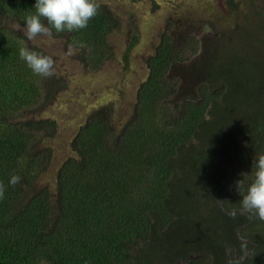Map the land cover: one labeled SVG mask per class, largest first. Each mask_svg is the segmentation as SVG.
<instances>
[{
    "label": "trees",
    "instance_id": "obj_1",
    "mask_svg": "<svg viewBox=\"0 0 264 264\" xmlns=\"http://www.w3.org/2000/svg\"><path fill=\"white\" fill-rule=\"evenodd\" d=\"M96 2L87 28L52 36L87 70L112 56L109 36L121 24ZM35 3L0 0V264H264V220L241 207L264 154V20L235 47L223 29L216 42L181 30L180 47L166 25L128 118L116 127L111 104L85 115L70 156L52 170V189L40 178L55 121L21 119L63 87L20 59L21 47L47 55L24 34ZM226 5L228 14L237 8ZM13 174L21 177L14 187Z\"/></svg>",
    "mask_w": 264,
    "mask_h": 264
},
{
    "label": "rangeland",
    "instance_id": "obj_2",
    "mask_svg": "<svg viewBox=\"0 0 264 264\" xmlns=\"http://www.w3.org/2000/svg\"><path fill=\"white\" fill-rule=\"evenodd\" d=\"M99 1L106 3L121 18L120 26L109 36L112 56L100 69L84 68L78 62L76 57L79 52L74 48L73 55H66L68 48L63 51V36L37 37L32 42L47 55L52 54L55 48L59 49L56 52L55 74L63 83L52 99L21 117L23 120L47 118L56 124L54 136L43 142L52 148L53 155L49 170L41 175L40 184L51 180L52 170L70 156L71 138L91 110L111 104L116 127L128 118L135 102L138 83L148 73L146 60L155 52L166 25H170L167 30L173 37V43L180 47L181 35L184 33L209 36L216 42L221 39L222 29L227 37L232 36L228 39L231 44L227 47H235V42H240L235 38H246L245 30L254 29L264 20V0H233L237 8L229 14L226 0ZM245 18L249 20L245 22ZM211 21L216 24H209ZM133 35L137 41L129 49ZM208 38L206 41L210 40ZM199 44L200 54L209 55L210 52L203 46L204 42ZM229 52L227 48L220 57H227ZM178 94L177 97L183 95L184 90ZM51 184L52 180L49 188H52Z\"/></svg>",
    "mask_w": 264,
    "mask_h": 264
},
{
    "label": "clouds",
    "instance_id": "obj_3",
    "mask_svg": "<svg viewBox=\"0 0 264 264\" xmlns=\"http://www.w3.org/2000/svg\"><path fill=\"white\" fill-rule=\"evenodd\" d=\"M35 12L25 19V35L29 41L37 37H52L55 33H72L87 28L89 21L99 14L100 5L96 0H36L33 7ZM73 46L69 45L66 55H73ZM20 59L37 76L48 78L55 74V60L45 55L21 47ZM255 167L254 179L248 184L243 195L242 210L264 220V154L255 156L252 167ZM247 174H242L244 177ZM19 175H11L9 185L20 183ZM244 179L236 182V188L244 187ZM6 185L0 181V200L5 197ZM251 218V217H250Z\"/></svg>",
    "mask_w": 264,
    "mask_h": 264
},
{
    "label": "flooded vegetation",
    "instance_id": "obj_4",
    "mask_svg": "<svg viewBox=\"0 0 264 264\" xmlns=\"http://www.w3.org/2000/svg\"><path fill=\"white\" fill-rule=\"evenodd\" d=\"M244 139H248V135H244V136L242 137L241 141L243 142ZM246 145H247V144H246ZM247 148H248V146H247ZM242 149H246L245 144L242 146ZM229 168H230V167H229ZM241 240H242V241H247V239H243V238H241ZM227 249H228V248H227Z\"/></svg>",
    "mask_w": 264,
    "mask_h": 264
},
{
    "label": "water",
    "instance_id": "obj_5",
    "mask_svg": "<svg viewBox=\"0 0 264 264\" xmlns=\"http://www.w3.org/2000/svg\"><path fill=\"white\" fill-rule=\"evenodd\" d=\"M190 258L194 259V258H196V256L195 257H190Z\"/></svg>",
    "mask_w": 264,
    "mask_h": 264
}]
</instances>
